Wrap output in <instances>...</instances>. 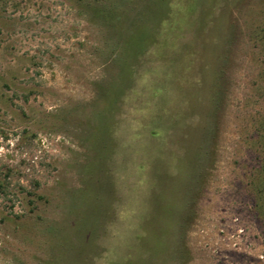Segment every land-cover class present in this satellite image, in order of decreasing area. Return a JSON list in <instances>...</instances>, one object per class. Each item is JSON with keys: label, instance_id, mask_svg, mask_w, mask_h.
<instances>
[{"label": "rangeland", "instance_id": "1", "mask_svg": "<svg viewBox=\"0 0 264 264\" xmlns=\"http://www.w3.org/2000/svg\"><path fill=\"white\" fill-rule=\"evenodd\" d=\"M0 264H264V0H0Z\"/></svg>", "mask_w": 264, "mask_h": 264}]
</instances>
